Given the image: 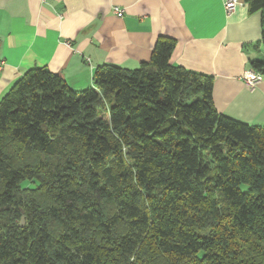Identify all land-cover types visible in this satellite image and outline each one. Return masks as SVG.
I'll list each match as a JSON object with an SVG mask.
<instances>
[{
  "label": "trees",
  "instance_id": "trees-1",
  "mask_svg": "<svg viewBox=\"0 0 264 264\" xmlns=\"http://www.w3.org/2000/svg\"><path fill=\"white\" fill-rule=\"evenodd\" d=\"M239 1L264 43V0ZM174 47L82 90L30 69L1 98L0 264H264V125L217 112Z\"/></svg>",
  "mask_w": 264,
  "mask_h": 264
},
{
  "label": "crops",
  "instance_id": "crops-1",
  "mask_svg": "<svg viewBox=\"0 0 264 264\" xmlns=\"http://www.w3.org/2000/svg\"><path fill=\"white\" fill-rule=\"evenodd\" d=\"M160 37L175 41L174 66L213 78L217 112L264 125V78L241 80L264 57L261 15L242 2L226 15L224 0H0V100L35 68L91 87L96 67L136 69Z\"/></svg>",
  "mask_w": 264,
  "mask_h": 264
},
{
  "label": "built area",
  "instance_id": "built-area-1",
  "mask_svg": "<svg viewBox=\"0 0 264 264\" xmlns=\"http://www.w3.org/2000/svg\"><path fill=\"white\" fill-rule=\"evenodd\" d=\"M239 0H224V9L226 15H230L234 12L236 6L239 4ZM121 10L115 9V14L121 16ZM263 77L261 74L253 72L251 70L244 71L241 80L245 83L246 86L253 88L262 81Z\"/></svg>",
  "mask_w": 264,
  "mask_h": 264
},
{
  "label": "rangeland",
  "instance_id": "rangeland-1",
  "mask_svg": "<svg viewBox=\"0 0 264 264\" xmlns=\"http://www.w3.org/2000/svg\"><path fill=\"white\" fill-rule=\"evenodd\" d=\"M262 50H263V52H264V48H263ZM263 56H264V55H263ZM261 59H264V57H263V58L261 57Z\"/></svg>",
  "mask_w": 264,
  "mask_h": 264
}]
</instances>
